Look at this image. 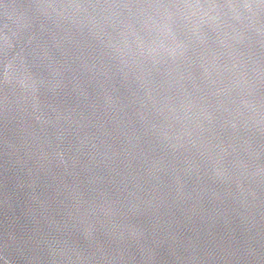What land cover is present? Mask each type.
<instances>
[{
  "label": "water",
  "instance_id": "95a60500",
  "mask_svg": "<svg viewBox=\"0 0 264 264\" xmlns=\"http://www.w3.org/2000/svg\"><path fill=\"white\" fill-rule=\"evenodd\" d=\"M0 264H264V0H0Z\"/></svg>",
  "mask_w": 264,
  "mask_h": 264
}]
</instances>
